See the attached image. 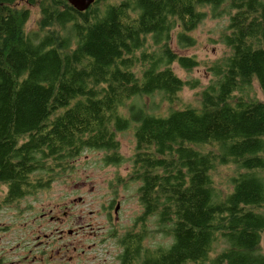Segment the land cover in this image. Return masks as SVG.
<instances>
[{
  "label": "trees",
  "instance_id": "obj_1",
  "mask_svg": "<svg viewBox=\"0 0 264 264\" xmlns=\"http://www.w3.org/2000/svg\"><path fill=\"white\" fill-rule=\"evenodd\" d=\"M15 1L0 0L5 204L49 185L44 173L85 149L122 163L117 135L132 127L129 179L140 182L143 213L119 239L120 264H264V101L248 94L254 81L264 92V0H95L84 11L41 1L37 31ZM209 15L229 17L218 40L227 53L209 64L198 104L175 107L185 87L202 84L174 71L173 62L191 71L200 61L175 53L173 35L193 46ZM155 93L167 114L139 101ZM227 164L238 172L222 193L212 173ZM152 216L168 245H144Z\"/></svg>",
  "mask_w": 264,
  "mask_h": 264
},
{
  "label": "rangeland",
  "instance_id": "obj_2",
  "mask_svg": "<svg viewBox=\"0 0 264 264\" xmlns=\"http://www.w3.org/2000/svg\"><path fill=\"white\" fill-rule=\"evenodd\" d=\"M19 1L15 3L16 10L30 12L26 29L39 30L41 1L49 0H36L35 4ZM228 22V16H207L191 32L196 43L189 47L179 46L173 35L171 47L175 53L196 56L200 61L191 71L173 62L174 71L184 79L199 78L202 84L196 89L185 87L175 107L198 104L199 92L211 78L209 64L227 53L218 40ZM248 94L264 101V92L257 81ZM139 101L156 114L168 113V102L160 93ZM117 139L119 154L124 157L122 163H107L105 158L110 152L85 149L66 170L45 172V177H52L49 185L15 204H5V187L0 183V264H120L119 239L142 216L143 207L138 197L140 182L129 179L130 157L135 149L132 127L119 132ZM237 172L235 164L218 166L212 173L216 187L222 193L232 190L231 177ZM117 202L120 205L115 212ZM147 225L148 236L144 241L147 248H158L172 241L156 231V217H149ZM261 248L264 253V236Z\"/></svg>",
  "mask_w": 264,
  "mask_h": 264
},
{
  "label": "water",
  "instance_id": "obj_3",
  "mask_svg": "<svg viewBox=\"0 0 264 264\" xmlns=\"http://www.w3.org/2000/svg\"><path fill=\"white\" fill-rule=\"evenodd\" d=\"M68 1L78 11H84L88 9L95 2V0H68ZM117 210L118 207L116 209V212Z\"/></svg>",
  "mask_w": 264,
  "mask_h": 264
},
{
  "label": "flooded vegetation",
  "instance_id": "obj_4",
  "mask_svg": "<svg viewBox=\"0 0 264 264\" xmlns=\"http://www.w3.org/2000/svg\"><path fill=\"white\" fill-rule=\"evenodd\" d=\"M16 2H19V3H20V1H19V0H16V1H15V3H16ZM118 205H120V202H117V203H116V207H114V211H115V212H116V209H117V207L119 208V206H118Z\"/></svg>",
  "mask_w": 264,
  "mask_h": 264
}]
</instances>
